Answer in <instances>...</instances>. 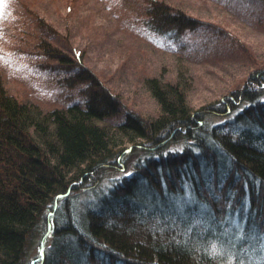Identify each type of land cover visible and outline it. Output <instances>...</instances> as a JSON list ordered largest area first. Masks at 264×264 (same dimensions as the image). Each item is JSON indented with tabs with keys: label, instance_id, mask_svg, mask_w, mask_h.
<instances>
[{
	"label": "trees",
	"instance_id": "obj_1",
	"mask_svg": "<svg viewBox=\"0 0 264 264\" xmlns=\"http://www.w3.org/2000/svg\"><path fill=\"white\" fill-rule=\"evenodd\" d=\"M139 1L135 32L177 58L174 80L144 79L148 118L50 45L61 108L11 94L0 68V264H264V69L194 112L185 60L211 57L190 38L213 28Z\"/></svg>",
	"mask_w": 264,
	"mask_h": 264
},
{
	"label": "rangeland",
	"instance_id": "obj_2",
	"mask_svg": "<svg viewBox=\"0 0 264 264\" xmlns=\"http://www.w3.org/2000/svg\"><path fill=\"white\" fill-rule=\"evenodd\" d=\"M165 1L203 21L201 25L215 33L190 38L206 44V52L214 51L211 57V53L202 55L200 62L185 60L190 70L189 103L194 112L242 90L251 73L264 69L262 0ZM139 4V0H0V68L8 91L45 110L61 108L65 100L62 95L73 98L67 84L61 83L62 75L46 70L68 64L39 49L41 43L63 53L68 63L78 62L77 69L80 66L93 73L103 88L122 98L123 110L137 111L147 118L156 114L158 106L144 79L157 75L174 80L177 58L155 38L145 40L135 32V17L142 13ZM32 14L45 22L40 23L41 33L29 20ZM202 45L195 50L205 49ZM36 55L44 56L40 59ZM209 120L225 123L218 116Z\"/></svg>",
	"mask_w": 264,
	"mask_h": 264
}]
</instances>
